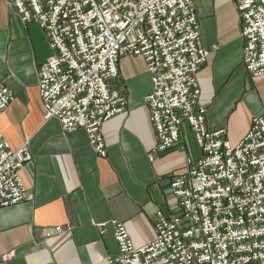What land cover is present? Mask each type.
<instances>
[{"label": "built area", "instance_id": "1", "mask_svg": "<svg viewBox=\"0 0 264 264\" xmlns=\"http://www.w3.org/2000/svg\"><path fill=\"white\" fill-rule=\"evenodd\" d=\"M23 24L35 23L51 55L38 67L37 89L45 119L62 131L85 132L93 153L106 157L102 126L123 113L127 100L109 83L127 55L145 63L151 92L144 97L159 154L176 147L187 124L199 149L183 174L170 180L178 213L157 212L155 238L134 247L123 226L110 221L117 253L107 264H264V114L235 146L224 129L209 131L198 105L197 74L213 45L200 43L192 0H7ZM241 63L264 75V0H236ZM11 93L0 77V115ZM30 161L24 146L12 150L0 135V208L30 196L20 171ZM71 227L56 226L44 237Z\"/></svg>", "mask_w": 264, "mask_h": 264}, {"label": "crops", "instance_id": "2", "mask_svg": "<svg viewBox=\"0 0 264 264\" xmlns=\"http://www.w3.org/2000/svg\"><path fill=\"white\" fill-rule=\"evenodd\" d=\"M192 6L201 45L216 46L197 74L198 105L206 109L207 129H224L235 146L251 119L264 114V75L252 77L242 66L236 0H192ZM50 55L38 25L23 24L0 0V77L11 93L0 135L12 150L25 145L30 155L20 171L29 200L0 208V264H107L117 253L110 221L123 224L136 248L153 241L156 213H178L170 180L185 172L199 149L184 123L176 147L153 153L155 136L143 102L150 78L143 59L127 55L109 83L127 107L103 124L106 157L96 156L83 130L64 133L56 119L44 118L38 67ZM66 225L71 229L43 235Z\"/></svg>", "mask_w": 264, "mask_h": 264}, {"label": "bare ground", "instance_id": "3", "mask_svg": "<svg viewBox=\"0 0 264 264\" xmlns=\"http://www.w3.org/2000/svg\"><path fill=\"white\" fill-rule=\"evenodd\" d=\"M175 174H177V173H175Z\"/></svg>", "mask_w": 264, "mask_h": 264}]
</instances>
